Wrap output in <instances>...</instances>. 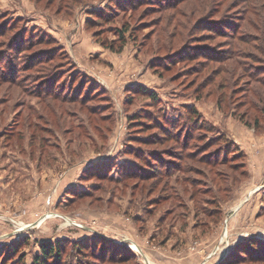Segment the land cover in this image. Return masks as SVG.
<instances>
[{
  "label": "rangeland",
  "instance_id": "rangeland-1",
  "mask_svg": "<svg viewBox=\"0 0 264 264\" xmlns=\"http://www.w3.org/2000/svg\"><path fill=\"white\" fill-rule=\"evenodd\" d=\"M222 24L262 44L264 0H0V264H264V62ZM189 106L187 174L126 176Z\"/></svg>",
  "mask_w": 264,
  "mask_h": 264
},
{
  "label": "trees",
  "instance_id": "trees-1",
  "mask_svg": "<svg viewBox=\"0 0 264 264\" xmlns=\"http://www.w3.org/2000/svg\"><path fill=\"white\" fill-rule=\"evenodd\" d=\"M207 27L209 28L208 30H212L211 26H207ZM239 27L241 28V24H240V26L238 25V27H234V28L229 27V26L225 27V25L222 24L223 29H221L222 32H220V33L230 34L231 37L236 39V40H237V37L240 39V59L243 56H247L248 58H251L254 62H260V59H262L264 62V37L261 39L262 44H256V45L250 44L251 40H249V37L247 34L242 33V31H240V35H238L239 34ZM260 29L264 35V25H262ZM217 31H215V32H217ZM255 39H256V37H253L252 41L253 40L256 41ZM244 43H246L248 45H244ZM235 45H236V43L234 42L233 48L235 47ZM233 48H231V49H233ZM250 48H254L258 52V54L253 53V51H251ZM121 49L122 48H120V50ZM231 49L230 50L227 49L226 52L223 51L224 52L223 55L226 53L225 54L226 59H229L231 57V55H232ZM213 50H214V48L212 49V51L210 50L209 52L199 51L200 53H198V54L200 56H205L206 60H210V61L219 60L218 58L223 59V57H224L223 55L222 56H216V52L212 53ZM232 53H233V55L237 54L235 51H232ZM29 65L32 66L31 63H29ZM251 71H253L254 74L256 73L254 76H256L258 78V80L261 84L262 100L264 101V82H263L264 79L263 78L261 79L260 74H259V73H264V66L257 67L255 69H252ZM45 84H47V82ZM142 91L143 92H149L151 97H153L155 100H157V98H159L158 94L153 90L145 89ZM42 93H45V90H42ZM46 93H48V90L46 91ZM249 102H250V100H248V103ZM263 105H264V103H263ZM251 106H254L253 102H252ZM186 108H187L188 113H189L188 118L190 120H192L191 124L189 123L190 124L189 125L190 130H188V131L186 130V132L184 130H181V127L178 126V124L180 123L179 121L181 120V116H178L176 118H171L168 115V113L163 112V111L162 112L158 111L157 114H154L151 112H146V116H149L151 118L149 120H154V123L156 124V126H158L162 129L163 133H162V135H160L161 136L160 138L165 137L167 134L169 137L172 138L173 141H175V143H174L175 147H173L169 151L168 150L166 151V154L168 157V159H166V160L163 158L164 153H162V155H159V154L155 155V153H153L155 156L150 155L149 153L145 154V155L142 154L143 159L146 162V164L151 165L153 163L152 162L153 160H157L159 162L158 165L154 166V168H152L151 166H148L147 169L146 168L144 169L141 165V166H139V168L136 167L138 171L136 169H131V170L126 171L125 172L126 176H133V175L137 176L138 173H140V175H138V176L140 178H143V179L150 178V177H154L156 179H162V182H163L162 188L165 186V189L169 190V189H171L170 184H171V181L173 180L174 176H176L178 179H181L180 173L187 174L189 169H185L188 166H185L184 161L186 160V158H189V159L196 158L197 159V157L199 156V154L195 153L192 150V148H193L192 141L194 139H197V135L195 133V130H201L203 128V125L201 124V119H198V117L197 118L194 117V115L192 116V112H193V114H196V116L198 114V111L195 109V107L189 106ZM191 109H192V112H191ZM261 109L262 110L258 111L257 112L258 114L254 117L255 118L254 121L246 120L245 119L246 116L244 115V113H242V115L240 116V119L246 120L245 121L246 124H250V122H254L256 127H260L261 122H262V124H264V121H262L263 118H261V116H260V113H263L264 108L261 107ZM140 120L141 119H138L136 121L139 122ZM149 124H151V122ZM218 157H220V156L218 155ZM218 157L216 159H213V157H211V156H209V157L204 156V157H201V160L210 161L211 164H216V165H220V164L225 165V164L232 162V160L229 159L228 155H224L222 160H219ZM234 167H236V166H234ZM191 170H193V169H191ZM188 180L191 181V179H188ZM79 193H81V192H79ZM207 213H208V215H210L213 212L207 211ZM253 240L259 241V239H253ZM248 243H249V247H246L244 243H242L243 245H240V249H242L246 253L249 249H251V248L253 249V247L255 246L252 244V242L251 243L248 242ZM263 243H264V240L262 243H260L259 246H262ZM42 250L45 253L44 259H46L47 256H51L52 253H56L57 248L55 246H53L52 243H44L42 245ZM252 256L256 257V259L258 258V259L264 260V255H262V254L252 255ZM240 258H244L243 255ZM44 259H42V261ZM230 262L227 264H232ZM232 262H234V260ZM40 264H42V263H40Z\"/></svg>",
  "mask_w": 264,
  "mask_h": 264
}]
</instances>
